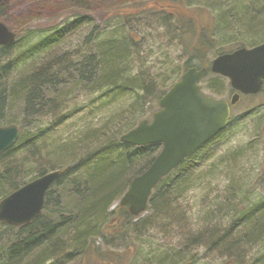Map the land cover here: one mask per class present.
Wrapping results in <instances>:
<instances>
[{
	"label": "trees",
	"instance_id": "16d2710c",
	"mask_svg": "<svg viewBox=\"0 0 264 264\" xmlns=\"http://www.w3.org/2000/svg\"><path fill=\"white\" fill-rule=\"evenodd\" d=\"M171 2L175 3L176 11L162 3L156 7L145 6L161 13L165 25L174 23L175 44L187 53L186 60L180 64L165 59L160 70L135 69L140 58L135 47L142 43L144 36L136 39L124 36L123 23L134 18L133 13L124 10L113 11L104 18L103 28L92 25L89 17H85L83 25L90 26L80 46L84 48L82 52L78 47L59 51L68 36L66 33L72 31L71 27L59 25L50 29H55L54 34L46 31L48 27L35 30L45 36L24 52L16 50L23 47L22 38H16L10 45H0V126L15 124L19 128L16 142L0 153V200L44 173L63 170L45 193L43 208L35 218L20 226L0 221V264H95L103 257L117 264L121 257H111L100 243L108 245L109 238H127L120 244L128 250L139 244L136 232L148 230L150 222L168 220L173 226L178 216L180 220L176 223L182 226L183 213L178 212L181 199L196 181L204 184L201 171L193 183L194 170L207 165L206 177L215 175L228 169L232 160L257 150L259 142L255 139L223 154L220 146L224 138L218 135L160 180L149 199L148 217L133 216L117 203L131 180L147 169L161 148L159 143L135 146L120 140L124 132L137 124L136 118L143 108L148 105L154 111L159 97L186 68L209 69L212 57L255 45L244 44L237 35L252 34L255 32L252 29L259 25L264 27V0ZM179 6L186 11L180 12ZM3 15L4 6L0 5V18ZM25 31L32 32L28 28ZM51 52L55 55L49 56ZM202 86L217 95L232 90L224 77L211 72L203 79ZM78 91L97 94L100 101L117 100L128 93H134L135 97L126 108L99 126L57 142L53 139L54 129L68 118L63 110ZM57 114L62 116L49 122ZM261 122L255 125L260 126V133ZM216 155L220 157L208 163ZM227 184L223 194L229 203L222 205L225 206L222 214L231 217L229 231H236L229 242L264 239V196L242 208L235 207L236 185L231 183L229 188V179ZM218 203L217 199L213 202L219 213L222 206ZM205 230H200L188 244L198 246V240L207 238ZM224 238L225 234L215 238L212 244ZM211 241L208 238L207 243ZM149 252L142 262L174 264L178 261L172 258L176 251L174 254L165 251L159 254L161 257H152L153 252ZM131 254L129 263L124 264H135V254L132 251Z\"/></svg>",
	"mask_w": 264,
	"mask_h": 264
},
{
	"label": "rangeland",
	"instance_id": "374dc122",
	"mask_svg": "<svg viewBox=\"0 0 264 264\" xmlns=\"http://www.w3.org/2000/svg\"><path fill=\"white\" fill-rule=\"evenodd\" d=\"M158 1L167 7L172 6L168 7L171 11L177 10V7H174L175 3H172L171 0ZM160 3L157 0H0V5L4 6V15L0 18V22L5 24L11 31L16 32L18 39H23L21 41L23 47L19 48L17 46V53L24 52L30 45L39 43L40 39L42 40L45 36L44 33L35 30L48 27L46 31L54 34L56 33L54 32L55 29L53 31L50 29L58 25L71 27L70 30H72L66 33L68 36L59 47V51L62 49L74 50L78 47L79 52H82L84 48L80 46L83 44V37L87 33V26H90L88 24L83 25L85 17H89L92 25L96 24L100 26L99 28H103L104 18L111 12L120 10L131 12L134 14V18L132 21L123 23L122 33L124 36L133 39L144 36V40H141L142 43L137 48L135 47L140 54L135 69L140 67L142 70L148 68L160 70V65H163L162 61L165 59L172 60L176 65L187 58V53L182 52L175 44L176 28L174 23L167 22V25H165L161 19V13L156 12L154 8L150 10L145 8V6L156 7ZM179 11L185 12L186 10L183 6H179ZM80 23L82 25L74 26ZM258 27L252 29V31H255L252 34L237 35L238 40L247 45L252 42L256 44L262 42L264 40V27L260 25ZM25 28L30 29L32 32L27 33ZM26 35L28 38H26ZM52 55H55V52L49 53V56ZM156 60H159L160 63ZM225 82L227 83V79H225ZM210 95L226 98L227 100L230 97L227 90L220 95L212 93ZM134 97V93H128V95L117 100L110 101L103 98L104 100L100 101L97 94L78 91L68 101L66 108L63 110V115H67L68 118L59 123L60 126L54 129L53 139L61 142L99 126L106 119L115 116L119 111L126 108L127 105L133 102ZM150 104L151 108H155L154 104ZM143 109L135 122L139 119L151 118L152 111L148 105ZM60 116L62 115L57 114V118L51 119L49 122L53 123ZM230 118V128L226 132L225 139H223L220 148L221 153L232 152L234 149L243 147L255 139L259 142L257 150L251 151L246 157H240L236 161L232 160V165L228 166V169H224L221 173L215 175L213 173V175L206 177L205 173L207 172L204 171L208 169L207 165H203L198 171L194 170L196 174L193 176V183L197 180L198 173L201 171L204 184L196 181L181 199L178 212L183 213L182 226L176 223L180 220L178 216L172 224L173 226H170L168 220L160 219L150 222L148 230L143 231L141 229L136 232V235L140 238L139 244L128 248V250L120 244L125 243L128 240L127 238L119 240L109 238L108 245L100 243L101 248L110 252L111 257H121V262L117 264H124L127 261L129 263L132 256L130 252L137 246L138 251L142 248L141 252H153L152 257L160 256L159 254L165 251L170 252V254H174L176 251V255H173L172 258L178 261L174 264H191L190 261H193L194 264H264V239L255 241L253 239L236 240L230 243L229 240L233 239V234L236 231H229L232 224L231 217L222 214L225 210V206L222 205L224 202L229 203V199H226L223 194V190L228 185V179L229 188L231 183H235L237 188L236 195L238 199L235 201V207L242 208L244 205L252 204L264 196V140L262 134H260V126L255 127L256 122L260 123L261 119L264 118V95L258 93L253 96L241 97L233 105ZM39 156L42 157V155ZM219 157L218 155L212 156L208 163L215 162ZM1 168L2 165L0 164ZM216 199L219 206H222L219 213L216 208L214 209L213 202ZM205 214H208L206 218ZM149 215V212H145L141 217L146 218ZM200 230H205L207 238H203L202 241L198 240V246L188 244L191 239L199 234ZM225 231L229 232L226 233ZM223 234H225L224 241H217L212 244L215 238ZM208 238L212 240L209 243H207ZM183 251H186L185 255H183ZM137 255L139 254L134 255V259L136 258L135 264H150L142 262L143 258ZM99 259L101 261H95V264L114 263V261L105 257Z\"/></svg>",
	"mask_w": 264,
	"mask_h": 264
},
{
	"label": "water",
	"instance_id": "95a60500",
	"mask_svg": "<svg viewBox=\"0 0 264 264\" xmlns=\"http://www.w3.org/2000/svg\"><path fill=\"white\" fill-rule=\"evenodd\" d=\"M15 36L0 22V45L13 44ZM210 71L227 78L237 91L231 96L230 103L203 92L199 82L207 75V68L188 67L158 99L159 109L152 114V119L141 120L120 136L122 142L135 146L162 144L152 163L131 180L119 200L132 215L145 211L152 189L164 176L226 126L230 104L236 103L238 92L260 91L264 81V42L216 56ZM18 137L17 125L0 126V153L11 147ZM62 172L51 170L3 197L0 221L20 226L35 218L43 208L45 193Z\"/></svg>",
	"mask_w": 264,
	"mask_h": 264
},
{
	"label": "flooded vegetation",
	"instance_id": "af4514ba",
	"mask_svg": "<svg viewBox=\"0 0 264 264\" xmlns=\"http://www.w3.org/2000/svg\"><path fill=\"white\" fill-rule=\"evenodd\" d=\"M235 93V90L233 91H230V97H231V95L232 94H234ZM259 93H262L263 95H264V81L262 82V86H261V90H260V92ZM207 95H209V96H211L210 94H208V93H206ZM247 95H251V94H247ZM244 96V94H239V99L238 100H240L241 99V97H243ZM229 97V98H230ZM231 108H232V105H231ZM262 122H261V133L260 134H262V138H263V140H264V119L263 120H261ZM230 124H231V120L229 119L228 120V122H227V124H226V126L217 134V135H215V137L216 136H218V135H220V139H225V135H226V132L228 131V129L230 128ZM218 141V140H217ZM208 142L209 141H207L203 146H207V144H208ZM223 142V141H222ZM202 146V147H203ZM221 146H222V144H221ZM221 146H220V148H221ZM191 262V264H194L193 263V261H190ZM148 263H150V264H153V262H148Z\"/></svg>",
	"mask_w": 264,
	"mask_h": 264
},
{
	"label": "bare ground",
	"instance_id": "6f19581e",
	"mask_svg": "<svg viewBox=\"0 0 264 264\" xmlns=\"http://www.w3.org/2000/svg\"><path fill=\"white\" fill-rule=\"evenodd\" d=\"M125 193V192H124ZM123 193V194H124ZM122 194V195H123ZM138 246L137 247H135L134 249H132V252L136 255V254H139V255H137L138 257H140V258H145V257H148L149 255H150V253H148V252H146V251H142L141 252V249H140V251H138ZM147 249H148V247H147Z\"/></svg>",
	"mask_w": 264,
	"mask_h": 264
}]
</instances>
